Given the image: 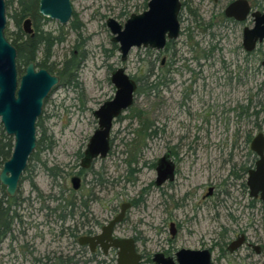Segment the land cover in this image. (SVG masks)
Wrapping results in <instances>:
<instances>
[{
  "label": "rangeland",
  "instance_id": "obj_1",
  "mask_svg": "<svg viewBox=\"0 0 264 264\" xmlns=\"http://www.w3.org/2000/svg\"><path fill=\"white\" fill-rule=\"evenodd\" d=\"M144 1L72 0L74 14L72 20L77 18L82 24L79 31L72 28V20L67 24H61L56 19L48 18L44 22L43 28L45 30L52 32L53 35L63 33L66 37L62 43L54 46L50 62L55 63L57 66L70 57L73 52L77 54L83 52L85 54L86 59L79 72L82 87L73 88L72 86L59 84L45 101L41 115L42 126L37 127V136L40 137V131L41 133L45 132V139L52 136L54 146L45 153L39 154L40 160H32L29 163L28 170H25L22 175L17 194L24 200L19 209L23 222L14 227L13 235H9L0 243L1 264H41L37 261L38 257L43 259L44 264H47L50 260H54L56 264H70L69 257L73 255L72 238L67 231V234H62V231L71 226L72 221L70 218L62 220L58 215L71 196V193L67 192L71 188L68 174L75 171L74 167L78 168L80 158L77 154L84 152L90 137L98 127V121L94 117L93 111L98 109L104 101L114 96L115 87L110 77L116 68L126 67L127 73L145 83L146 75L150 70H153L156 75L160 74V61L167 55L161 53L160 58L156 60L155 53L150 48H133L128 59L122 62L120 52L113 47V35L106 25L107 19L114 17L120 23H125L132 13H140L146 9ZM195 4H200L199 0H194ZM9 11L12 12L13 9H9ZM183 16L185 18L190 16L189 20L182 24L184 29L186 26H190L196 31L203 30V33L215 32L216 36L213 42L219 44L221 40L223 50L217 51L218 60L216 64L213 66L206 64L204 66L208 84L212 85L208 89L215 88V91L212 93L203 91L202 81H199L198 84H195V87L201 91V94L197 96L189 111H186V107H181L180 115L177 100L180 97L181 102L184 100L181 91L183 89L181 80H184V77L180 75H178V83H174L171 87L174 88L175 93L169 91L167 85H163L160 87L158 94L144 92L136 94L132 109L143 111L145 116L153 122V128L157 131V134L154 136L147 135L143 138L138 118H131L133 111L128 110L122 114L120 120L114 122L111 135L112 148L108 157L99 159L94 165V170L102 172L106 178L113 182L102 193L105 206L108 204L110 209L111 206H118L119 209L123 201L138 200L139 202L138 205L129 210L128 220L122 228L125 229L124 233L126 235L137 236L139 250L144 254L141 264H155L152 260L153 255L167 246L166 240L171 235L169 221L178 220L181 222V211L172 210V204L167 201L166 188L163 190L157 189L152 184L156 178L153 162L165 152L168 140L172 139V143H176L179 134H183L187 130L202 135L210 133L212 141L217 143L215 148L218 150L222 145H228L227 142H230L228 140L238 127V123L235 122L234 107L237 103L243 101L247 95H251L256 101L258 98L256 95L259 89L258 85L264 80V73L255 74L254 69H252L249 71L245 83L241 84L239 82V85L234 86L232 94L230 87L217 86L214 80L219 75L224 77L225 75L222 76V74L226 72L223 71L222 60L234 61L232 67L236 70V62L244 64L245 54L237 49L242 41L241 30L239 28L233 30L232 27L226 30L216 28V25L215 27L207 25L209 22L219 24L223 18L217 8H212L211 3L208 1H205L198 13H195V11L191 13L184 12ZM200 26L202 29H199ZM6 30L9 32L17 31L14 21L8 16ZM199 38L200 36L197 34L194 35L193 39L189 38L188 33L180 37V43L185 39L188 42L182 48V53L185 56H191L194 53L189 50V46L195 45ZM238 56H240V59H237ZM192 67L196 68L195 65H192ZM189 75L190 73L186 74L185 77L188 78ZM221 80L223 81L222 78ZM247 80H249L248 83ZM229 98L233 100L230 103L226 101ZM225 103L228 104L227 107H225ZM211 107L214 112L217 108V116L221 117L222 115V118L210 119L211 124H209L204 121L203 116L204 112L210 110ZM230 107L233 109L231 113L233 119L226 121L227 114L224 111ZM191 113L195 114V117L191 116ZM176 114L179 115L177 119L170 120ZM180 120L181 122H178ZM258 121L261 123L260 120L256 122ZM263 123H261V126L264 129ZM251 126H256L255 133L260 129L254 123ZM211 139L203 140L204 147L202 148H214V146H208ZM44 163L47 167L59 165L63 169V176L58 179V182L62 183L61 189L52 184L53 178L46 170ZM130 166L134 168L132 175L129 173ZM217 174H220V170L217 171ZM136 178L137 180H135ZM87 179H92L91 173ZM205 180L206 178L202 177V182ZM31 182H35L40 188V193L39 190L32 189ZM60 190H65L62 201L54 199V197L59 196ZM179 190L181 191V187ZM201 192H203L202 189H200ZM53 195L54 197H48ZM29 196L34 198L39 196L45 206L58 208L57 213L53 212V215H51L50 209L45 207L40 216H35V221L43 223L41 231L45 234L43 241L37 240L39 243L35 251L27 245V239L25 238V220L32 218V215L29 218L31 207L25 202V198ZM41 202L36 201L35 206H39ZM101 206L95 205L94 211L96 214L101 217L112 215L110 209L109 212L102 211ZM222 222H226L224 217ZM244 222H247V220ZM250 222H253V220L250 219ZM231 223L234 225L235 221H231ZM213 224L214 222L210 221L208 217H202L201 224H194L197 234L193 236L191 244L197 243L196 240H199L200 233L202 234L210 228L214 229ZM258 224L257 227L251 229L250 235L253 240L258 238L259 235V232L257 234L255 232L256 228L258 230L261 228V223ZM34 231H37V229H31L29 233L32 234ZM30 234L28 239H30ZM176 244L181 246V234L178 236Z\"/></svg>",
  "mask_w": 264,
  "mask_h": 264
},
{
  "label": "flooded vegetation",
  "instance_id": "obj_2",
  "mask_svg": "<svg viewBox=\"0 0 264 264\" xmlns=\"http://www.w3.org/2000/svg\"><path fill=\"white\" fill-rule=\"evenodd\" d=\"M205 1L211 3L212 8H217L223 17L219 24L209 22L207 25L212 27L216 25V28L219 27L226 30L230 27H232L233 30L239 28L242 34V41L237 46V49L245 54L243 65L236 62L237 70L232 67L234 61L227 62L225 59L221 61L223 71L226 72L222 74V76L225 75L224 77L219 75V77L214 80L217 86L225 88L230 87L232 94V89L236 84L239 85V82H241V84L246 82V77H248L250 70L254 69L255 74L264 73V40L261 42L257 41L255 48L252 50H247L243 43L245 29L252 28L255 25L253 13H264V0H199L200 4L198 5H194V0H180V34L177 38L168 39L165 48L162 50L150 48L155 53L154 56L156 60L160 58L161 53L167 54L160 61L159 68L161 69L162 67L166 71V85L169 91L175 93L174 88H171L172 85L178 83V75L184 77V80H181V86L183 87L181 91L183 92L184 100L181 102V97L177 100L179 115L181 114V107H186V111H189V108L192 106L197 96L201 94V91L195 87V84H198L199 81H202L203 91H209L211 93L215 91V88L208 89V87L212 85L208 84L209 82L206 79L207 75L205 74L206 70L204 66L206 64H210V66L216 64L218 60L217 51L223 50L221 40L219 44L213 42L216 36L215 32H210L209 34L206 32L203 33V30L196 31L190 26H186L184 29L182 25L190 18V16L185 18L183 16L184 12L191 13L195 11V13H198ZM238 1H246L249 5V12L244 19H238L235 15L227 16L226 14L227 8ZM147 3L144 5L146 9ZM236 11H238V15H240L242 11L241 7L239 6ZM73 15L74 14H72L70 20H72ZM26 19H30L29 29H31V32H27L24 27ZM26 19L23 22V30L26 36L34 37L38 31H36L31 18L28 17ZM199 29H202L201 26ZM185 33H188V37L192 39L195 34L200 36L195 45L189 46V50L194 52L191 56H185L182 53L184 44L186 45L188 43L186 39L180 43V37ZM78 55L79 54L75 53V56ZM35 56L45 55L43 51L40 50ZM237 59H240V56H238ZM37 61L38 60L30 62H35L37 70L44 68L40 67ZM27 65L24 67V72ZM192 65H195L196 68H193ZM188 73H190V75L187 78L185 75ZM255 74L254 77L256 76ZM155 75L154 78H157L158 74ZM132 77L134 78V76ZM248 82L249 80H247V83ZM258 86L259 89L256 92L258 98L256 101L251 95H247L243 101H240L234 107V117L236 119L235 122L238 123V127L228 140L230 141L227 142L228 145H222L218 150L215 148L217 143L212 141L210 133L202 135L187 130V132L179 134L176 143H172V139L168 140L165 152L153 162L154 169L156 170V178L152 184L156 186L157 189L163 190L166 188L167 201L169 204H172V210L181 211V222L178 220L169 221L171 235L170 238L166 240L167 246L162 249V251L156 253L165 254L167 257L172 258L176 264H179L177 261V253L180 250L181 252L185 250H207L210 254L209 264H264V187L252 191L250 185L251 171L257 168V163L261 159L257 152L252 149V142L258 134L262 133L264 135V129L263 126H261V123L264 122V80L261 81ZM160 87L153 93L158 94ZM229 99L226 100L228 103L233 101ZM224 105L227 107L228 104L225 103ZM211 109L212 107L210 110L204 112L203 116V118H205L204 121L209 124H211L210 119L217 120L222 118V115L221 117L217 116V108H215V112ZM253 111H257L258 116L250 117ZM224 112L227 114L226 121L233 119L231 115L233 112L232 107L227 108ZM179 115L176 114V116H172L170 120L177 119ZM190 115L195 117V114L191 113ZM119 117L122 118V115ZM257 120H260L261 123L259 121L256 122ZM178 122H181V120ZM252 123L260 128L256 133L254 132L256 126H251ZM251 128L253 132L249 133ZM156 134L157 131L153 128L151 136ZM38 139L37 136V147ZM207 139H211L208 146H214L215 149L213 147L202 148L204 147L203 140ZM45 141H48V137ZM46 144L47 143H43L44 146H47ZM37 150L36 148L34 153ZM46 151H48L47 148L40 149L37 158L33 160H40L39 154H43ZM84 152H79L77 154L80 158L78 168L76 169V167H74L75 171L68 174L70 176L71 188H69L67 192H70L71 196L66 204L63 205L58 215V217L64 215L66 219L70 218L72 221V225L62 231V234L68 233L72 238L71 245L73 255L69 257L70 264H118L119 248L112 246L110 240L105 239L103 241H98L96 239L94 243L91 241L84 242L82 240L100 235L103 232V228L120 215H122L121 220L114 225L112 237L115 239H134L136 250L142 257L140 261L141 264L144 254L139 250L137 236L126 235V233H124L125 229L122 228L128 220L129 210L139 204L138 200L123 201L119 209L118 206H111V209L108 204L105 206L102 193H104L113 182L106 178L102 172L94 170V165L99 159L107 158L111 149L107 157L95 158L91 161L90 165L86 167L83 166ZM163 156H166L167 164L169 163L172 168V174L165 181L158 184V167L160 159ZM30 158L28 165L30 163ZM130 167L132 168V166ZM49 168L51 171H47L53 178L52 184L59 188L62 187V183L58 182V179L62 177L64 173L61 166L55 165ZM219 170L220 174H217ZM90 173L92 174V179L88 180L87 178ZM129 173L132 175L133 171ZM55 174H58L57 177H55ZM74 177L79 180L76 182L77 187H75L72 181ZM202 177L206 178L204 182H202ZM135 180H137V178ZM31 187L34 190H39V193L41 192L35 182H31ZM180 187L181 191L179 190ZM200 189H202L203 192L200 193ZM64 193L65 190H60L59 196L54 197L53 195L48 197H54V199L62 201V199H64ZM36 201L41 202V198H39V196L37 198L33 196L25 198V202L31 207L29 218L30 215H32V218L25 220V238L27 239V245L33 248L34 251L37 249L39 243L37 240L43 241L45 236L41 231L43 223L41 221H35V216H40L45 210V207L50 209L51 215H53V212L57 213L56 211L58 210V208H51L48 205L45 206L42 202L36 207ZM96 204L102 205L100 207L102 211L109 212L110 209L112 215H102L103 217H101L96 214L94 211ZM202 217H208L210 221L214 222V229L210 228L208 231H204L202 234L200 233L199 240H196L197 243L191 244L193 236L197 234L194 224H201ZM223 217L226 222H222ZM51 218L53 219V217ZM250 219H252L253 222H250ZM245 220H247V222H244ZM231 221H235V224L233 225ZM258 223H261V228L260 230L256 228L255 232L256 234L259 232V235L258 238L253 240L250 235L251 229L257 227ZM31 229H37V231L30 234L29 231ZM14 231L15 230L12 231L11 235H13ZM29 234L30 239H28ZM180 234L181 246H178L176 243ZM185 254L186 253L182 254V257L186 256ZM37 261L41 264L45 263L43 259L39 257ZM47 264H56V262L50 260Z\"/></svg>",
  "mask_w": 264,
  "mask_h": 264
},
{
  "label": "water",
  "instance_id": "obj_3",
  "mask_svg": "<svg viewBox=\"0 0 264 264\" xmlns=\"http://www.w3.org/2000/svg\"><path fill=\"white\" fill-rule=\"evenodd\" d=\"M242 11L238 15V7ZM180 0H149L147 9L141 13H132L125 23L109 17L106 25L112 36V41L118 45L121 61L125 62L133 48H153L162 50L168 39L177 38L180 34L179 14ZM40 13L51 19L67 24L72 17V0H40ZM249 5L246 1H238L226 10L227 16L235 15L238 19L246 18ZM255 25L244 31V46L247 50L255 48L257 41L264 40V13L254 12ZM7 9L5 0H0V123L5 133L14 140L11 157L4 163L0 171V183L6 188V193L17 195L20 181L27 168L29 158L37 148V121L42 115L44 104L52 90L60 84L58 75L50 73L45 68L36 69L35 62H30L23 74L17 67L18 52L6 36ZM30 19H26L24 27L27 32ZM115 87V94L104 101L93 111L98 121V127L89 139L84 152L83 166H89L95 158L107 157L111 149V134L114 122L134 105L137 81L127 73L124 66L116 68L110 77ZM252 149L261 159L257 168L251 171L250 185L252 191L264 187V135L258 134L252 142ZM172 174L166 156L160 159L157 183L165 181ZM73 183L79 180L73 178ZM263 183V184H262ZM122 215L113 219L103 228V232L93 238L82 241L110 240L111 245L119 248L118 264H140L141 254L136 250L132 238L112 237L114 225L121 220ZM186 253L184 257L182 254ZM156 264H176L174 260L163 253H155ZM179 264H209L210 254L206 251L181 250L177 253Z\"/></svg>",
  "mask_w": 264,
  "mask_h": 264
},
{
  "label": "trees",
  "instance_id": "obj_4",
  "mask_svg": "<svg viewBox=\"0 0 264 264\" xmlns=\"http://www.w3.org/2000/svg\"><path fill=\"white\" fill-rule=\"evenodd\" d=\"M148 0L144 1L146 5ZM7 16L11 18L16 27L17 31L9 32L6 30V36L9 41L16 47L18 56H17V66L19 73L24 72V67L34 60H38L37 63L40 67L47 68L51 73L57 74L60 77V83L65 86H72L73 88H81L82 82L80 81V69L83 65L86 56L83 52H80L78 56H75V52L68 58H66L60 65L50 62L53 54V48L55 45L62 43L66 37L63 33L53 35L52 32L44 30L43 25L47 17L43 16L39 11L40 0H5ZM13 9V11H9ZM30 17L32 23L38 31L34 37L26 36L25 32L22 29V23L26 18ZM71 26L74 30L79 31L82 27L79 19L75 18L71 22ZM115 50L118 49V45L113 43ZM40 50L43 51L45 56H35ZM155 72L150 70L146 75L145 83L139 81L134 77L138 83L137 94L144 92L151 94L154 91L158 90V87L166 85L167 74L164 68L161 67L160 74L157 78H153ZM133 113L131 118H138L140 127L142 129L141 135L145 138L147 135L153 133V123L149 120L145 113L141 110H134L130 108ZM257 111H253L250 114V117L258 116ZM119 117L117 120H120ZM41 116L37 121V127L40 128ZM253 129L249 130V133H252ZM45 132L40 131V137L38 139L37 151L31 156L30 162L37 158L38 152L42 148H47L48 150L52 149L54 142L52 136H48V141L45 140ZM43 143H47V146H44ZM14 147V140L12 137L6 135L2 124L0 123V171L2 170L4 163L11 157ZM29 166V165H28ZM46 170L49 172L51 169L44 164ZM28 167L26 168V171ZM134 169H130V172ZM58 174H55L57 177ZM24 200L20 198L17 194L14 197L9 196L6 193V188L0 183V243L5 240L9 235H11L14 227L17 224H22V215L19 213V209L22 206ZM62 220H66V216H60Z\"/></svg>",
  "mask_w": 264,
  "mask_h": 264
}]
</instances>
